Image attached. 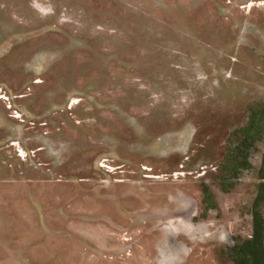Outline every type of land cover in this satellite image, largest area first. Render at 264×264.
<instances>
[{"label":"rangeland","instance_id":"374dc122","mask_svg":"<svg viewBox=\"0 0 264 264\" xmlns=\"http://www.w3.org/2000/svg\"><path fill=\"white\" fill-rule=\"evenodd\" d=\"M262 152L264 0H0V264H229Z\"/></svg>","mask_w":264,"mask_h":264},{"label":"trees","instance_id":"16d2710c","mask_svg":"<svg viewBox=\"0 0 264 264\" xmlns=\"http://www.w3.org/2000/svg\"><path fill=\"white\" fill-rule=\"evenodd\" d=\"M257 111L252 110L247 123L238 128L239 134L243 137L242 142L234 147V154L240 155L242 150H246L252 141L258 138L261 127L257 122ZM243 166L246 165L245 156H242ZM236 169V165H232ZM255 177L259 180L256 191L250 202V234L248 237L235 240L227 251L230 257L229 264H264V247L262 242L263 218L261 214V203L264 201V152L260 156V163L256 169ZM205 198L209 194L203 189Z\"/></svg>","mask_w":264,"mask_h":264},{"label":"clouds","instance_id":"9594fccd","mask_svg":"<svg viewBox=\"0 0 264 264\" xmlns=\"http://www.w3.org/2000/svg\"><path fill=\"white\" fill-rule=\"evenodd\" d=\"M219 239H220V241H226V236L224 235V234H221L220 236H219Z\"/></svg>","mask_w":264,"mask_h":264},{"label":"bare ground","instance_id":"6f19581e","mask_svg":"<svg viewBox=\"0 0 264 264\" xmlns=\"http://www.w3.org/2000/svg\"><path fill=\"white\" fill-rule=\"evenodd\" d=\"M95 223V222H94ZM117 243V242H116ZM101 252H103V250L101 251ZM104 253V252H103ZM117 253V252H116ZM107 254V253H106ZM119 255V254H118ZM112 256V255H111ZM121 261V260H120Z\"/></svg>","mask_w":264,"mask_h":264}]
</instances>
